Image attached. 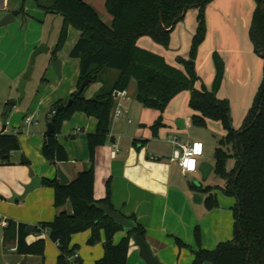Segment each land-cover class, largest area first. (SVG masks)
I'll use <instances>...</instances> for the list:
<instances>
[{
  "label": "trees",
  "instance_id": "1",
  "mask_svg": "<svg viewBox=\"0 0 264 264\" xmlns=\"http://www.w3.org/2000/svg\"><path fill=\"white\" fill-rule=\"evenodd\" d=\"M45 1L49 3L46 4ZM212 1L106 0L107 11L113 18L112 24L108 25L85 0H38L39 6L49 12L61 14L65 19L53 53L62 47L68 36L69 23L80 32L69 53L70 57L80 60L78 90L86 79L95 82L103 80L104 71L118 72L112 83L106 84L103 80L101 90L94 97L86 98L83 95L85 90L79 95L75 92L70 98L73 99L70 106H67L68 101L62 100L49 109V122L53 124L54 132L45 135L42 154L52 164L69 160L66 148L58 139L65 120L78 111L98 119L96 131L87 134L91 167L79 171L77 177L67 184H61L58 178L43 179L44 185L54 189V206L59 212L53 221L42 222L34 229L39 232L47 230L51 240L58 244L57 264H71V257L81 248L78 244H72V236L88 230L92 231L88 239L89 245L101 242L102 232L105 234V253L96 264H127L132 234L138 233L146 239L144 226L136 217L131 216L136 221V228L128 231L119 243H115V235L123 229L97 207L98 203H105L117 210L111 203L110 187L108 186L106 200L97 201L94 197L95 151L111 135L112 109L116 101L114 93L129 88L133 80L137 86L136 99L144 107L160 112L151 127L153 134H157L159 128L164 126L163 113L172 100L186 91L190 93L188 105L193 111V123L206 125L209 120H218L222 122L226 132L215 150L213 167V172L224 184L204 185L193 182L191 188L205 195L204 204L208 209L219 206L218 191L236 198L234 237L220 242L213 249H205L197 226L195 238L199 248L194 250L192 264H264V65L258 92L244 124L236 129L230 101L217 95L225 73V62L219 53L213 54L216 68L213 89H208L204 84L197 86L200 77L196 61L199 48L207 35L206 9ZM255 1L257 6L251 22L250 38L255 52L264 60V0ZM191 7L198 9V25L188 58L178 57L179 64L173 65L165 56L137 45L138 39L148 36L157 44L168 48L172 32L183 21L187 13L185 9L189 10ZM19 149L17 135L0 134L1 164H10L11 153ZM231 159L234 163L229 167ZM68 202L72 206L71 213L62 209ZM7 221L5 240L16 235L18 254L44 256L45 239L28 244V225L10 219ZM176 242L179 247L187 246L179 238H176ZM75 263L85 264L79 257L75 259Z\"/></svg>",
  "mask_w": 264,
  "mask_h": 264
},
{
  "label": "crops",
  "instance_id": "2",
  "mask_svg": "<svg viewBox=\"0 0 264 264\" xmlns=\"http://www.w3.org/2000/svg\"><path fill=\"white\" fill-rule=\"evenodd\" d=\"M90 4L95 5L93 2ZM256 6L255 0H213L209 3L206 9L207 35L199 48L196 61L197 73L200 77L197 86L204 84L208 89H213L216 74L214 52L219 53L223 58L225 73L217 95L219 98L230 101L236 129L244 124L243 121L251 108L263 77L264 60L255 52L250 38V27ZM197 16V8L191 7L187 10L183 21H180L172 32L168 48L157 44L148 36L138 39L137 45L163 55L169 63L178 65V57H189L192 39L198 25ZM73 59L77 61V58ZM66 63L67 61L62 59L61 74L65 72ZM75 64L77 78L79 77L78 61ZM179 67L182 68V66ZM104 72V78L109 84L118 74L116 70ZM102 85L99 83L94 93H98ZM136 90V82L133 80L127 88V95L116 98L117 104H120L123 109V116L113 118L112 115L111 135L104 145L96 148L94 197L97 201L106 200L109 186L111 203L115 209L127 217H136L144 226L146 240L161 262L192 264L195 257L194 250L199 248L195 238L197 226L200 228L201 244L205 249H213L220 242L234 237L233 226L236 221L234 206L237 200L228 196L226 206H221L219 202V206L214 209H208L205 206V195L201 203L194 201V195L197 192L191 188L193 182L189 176L193 178L197 173H184L178 163L172 161L171 158L177 147L171 141H166L167 138L164 139L166 132L163 133V138L155 139L153 136L151 127L158 119L160 112L142 105L145 109V114L142 112L144 120L139 126L133 125L129 115L131 107L141 106V103H137ZM95 95L89 94L86 98H92ZM189 98L190 93L183 92L172 100L168 108H174L180 103L188 106ZM51 106L50 104V108ZM14 107L11 112L8 110L7 115L2 116L5 118V123L9 122L8 131L4 133L17 135L20 149L11 153L10 164L0 163V221L3 227L1 241L4 246L8 245L10 250L16 252L11 249L16 247V235L13 234L5 240L4 229L8 225L7 219L16 223H25L28 226L32 225L33 230L27 234V242L29 244L45 239L44 256L20 255L16 263L25 260L26 264H57L58 244L51 240L47 230L39 232L34 229L42 222L53 221L59 212L54 206V189L42 182L41 187L29 193L27 197L23 199L20 197L25 191V185L31 181L30 169H33L42 179H59L58 167H61L71 181L77 177L79 171L90 168L87 134L96 131L98 119L78 111L70 121H65L58 139L66 148L69 160L52 164L42 154L45 133L50 122L43 123L33 114H23L15 111ZM29 115H32L37 123L27 126L24 120ZM192 115L191 110L185 116L186 121L183 119L177 121V127L184 129L190 126ZM127 119L131 122L128 123ZM178 122L183 123V127ZM171 135L178 136L169 133V140ZM22 155L28 160L27 163L21 162ZM203 156L199 158L200 165L209 163L202 159ZM229 163L231 167L234 160L231 159ZM213 167L214 165H212L211 173ZM200 174L203 178L201 172ZM194 183L199 184L195 181ZM13 196H18L17 200L9 201ZM62 209L71 213V203L68 202ZM91 232L88 230L72 236V244H78L81 247L77 250V255L85 264H96L105 253L104 232H102L101 242L89 245L88 239ZM124 236L126 232L119 231L115 235L114 242L119 243ZM176 238L181 239L187 246L179 247ZM127 264H146L133 239Z\"/></svg>",
  "mask_w": 264,
  "mask_h": 264
},
{
  "label": "rangeland",
  "instance_id": "3",
  "mask_svg": "<svg viewBox=\"0 0 264 264\" xmlns=\"http://www.w3.org/2000/svg\"><path fill=\"white\" fill-rule=\"evenodd\" d=\"M85 1L89 4L93 2V4H95L93 6H95L94 8L99 13L101 19L106 24L111 25L113 18L107 11L105 4L106 0ZM37 2L38 0H0V19L7 13L12 12H16L15 17H17L16 20L0 27L1 125L5 123V118L2 116L3 114L7 115V103L9 101L18 99V103L14 107L15 111L22 112L23 114H33L36 119H40L41 122L45 123L49 121L48 113L50 104L53 105L62 100L69 101L72 94L78 91L79 77L76 78L75 76V63L78 61V70L80 74V60H74L69 56V53L78 39L80 32L69 23L68 36H66L62 47L53 53L61 36L60 34L65 19L61 14L47 11L39 6ZM45 2L46 4L49 3V1ZM41 45L47 47L48 51L41 52L32 63V55L34 51H36V48ZM62 59L66 60L67 63L65 72L59 75L55 68V62L58 60L62 61ZM31 64L34 67L31 74L26 79L24 95L20 98L21 94L19 87L21 79ZM103 80L106 84L108 83L104 75ZM103 80L90 83L85 88L83 95L86 97V95L89 94H97L96 92L94 93V91L96 87L99 86V83L104 84ZM137 103L140 102L138 101ZM116 105L117 102L115 101L113 109ZM140 105L141 106L137 107L133 105L129 114L130 118L133 120V125L137 126L144 120L145 114L142 103ZM190 111L191 108L189 105L184 106L183 103H180L174 108H167L162 117L164 126L160 127L157 134H153V136H155V139L163 138V133L166 132V135H164V139L167 138L165 139L166 141H170L168 139L169 133L177 134L179 142L181 143L201 141L205 144V155L202 159L214 165L215 150L220 146L221 140L224 139L226 135L221 124L222 122L218 120H209L206 125H200L193 123L191 120L190 126L179 129V127H177V121L182 119L186 121L187 119L185 116H187ZM71 118L65 121H70ZM113 118H115V116H113ZM160 146L162 147V145ZM196 173V176L193 178L189 176L192 182L195 181L203 183L204 185L224 184V181L216 176L214 172H212L206 180H203L200 172ZM217 193L218 200L221 203L220 205L226 206V199L229 197L221 191ZM2 230L3 227L0 221V264L21 263H16L20 254L10 250L8 245L4 246V244H2Z\"/></svg>",
  "mask_w": 264,
  "mask_h": 264
},
{
  "label": "water",
  "instance_id": "4",
  "mask_svg": "<svg viewBox=\"0 0 264 264\" xmlns=\"http://www.w3.org/2000/svg\"><path fill=\"white\" fill-rule=\"evenodd\" d=\"M187 11V9H185V12ZM17 17H15V14L12 13H7L4 17H2L0 19V27L9 24L10 22H12L13 20H16ZM177 20L174 22L176 23ZM163 25V22H161ZM44 51H48V48L41 45L38 48H36V51H34L33 55H32V63L35 61V58L37 57V55H39L41 52ZM30 67L27 68V71L25 72L24 76L21 79V83H20V87H19V91L21 94V97H23L24 95V87L26 84V79L27 77L31 74L32 69L34 66L29 65ZM55 68L58 72L59 75H61V61H56L55 62ZM92 83V81L90 79H86L82 85L80 86V89L77 91L76 95L81 94L85 88ZM18 103V99L9 101L7 103L8 106V110L9 112L12 111L13 107ZM73 103V99H70L68 101L67 106H70ZM178 124L183 127V123L180 124L178 122ZM5 128V126H4ZM54 132V127L52 123H49L47 126V130H46V135H49L51 133ZM21 162L22 163H27L28 160L25 158L24 155H22L21 157ZM199 170H201L200 172L203 175V180H206L211 171H212V165L209 163H203L199 166ZM58 174H59V180L61 181V184H67L70 182L69 177L64 173V171L61 169V167H58ZM29 175L31 177V181L25 185V191L22 195V197L20 198H25L27 197V195L29 193H31L32 191H34L35 189L41 187L43 179L42 177L38 176L35 174V172L33 171V169H30L29 171ZM18 196H13L11 199H9V201L13 202L17 200ZM194 201L196 203H201L203 201V195L200 193H195L194 195ZM97 207L99 209H101L105 215H107V217L111 218L116 224L120 225L123 229V231H125L126 233L128 231L134 230L136 228V221L134 219H132L131 217H127L125 215H123L120 211L114 210L112 209L109 205L105 204V203H98ZM32 225H29L26 228V233H30L32 229ZM132 239L134 241V243L139 247L140 249V256L143 258V260L145 261L146 264H164L163 262H161V260L159 259V257L154 253L153 249L151 248V245L149 244V242L144 239L143 237H141V235H139L138 233H133L132 234ZM27 261H23L19 264H26Z\"/></svg>",
  "mask_w": 264,
  "mask_h": 264
},
{
  "label": "built area",
  "instance_id": "5",
  "mask_svg": "<svg viewBox=\"0 0 264 264\" xmlns=\"http://www.w3.org/2000/svg\"><path fill=\"white\" fill-rule=\"evenodd\" d=\"M116 98H123L127 95V89H124L122 91H116L114 93ZM55 111H53L52 114H54ZM123 109L120 104H117L114 109H112V115L116 118L123 116ZM128 123L131 122L130 119H127ZM25 124L27 126L32 125L33 123H37V120L34 119L32 115L26 116L24 120ZM8 125L9 122H6L5 125L0 124V132L4 133L8 131ZM5 126V128H4ZM170 141L177 147L175 154L171 158L172 161H175L178 163L179 167L184 173H196L199 170V158L202 157L205 151L204 143L201 141H194L193 143H185L181 144L178 141V136L171 135ZM11 249L16 250V247H12ZM77 250L75 254L71 257L72 262L71 264H76L75 259H77Z\"/></svg>",
  "mask_w": 264,
  "mask_h": 264
}]
</instances>
